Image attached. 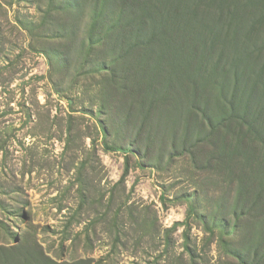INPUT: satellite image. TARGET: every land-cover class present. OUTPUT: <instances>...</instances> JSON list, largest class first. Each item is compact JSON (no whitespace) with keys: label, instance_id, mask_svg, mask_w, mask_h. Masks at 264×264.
Masks as SVG:
<instances>
[{"label":"rangeland","instance_id":"374dc122","mask_svg":"<svg viewBox=\"0 0 264 264\" xmlns=\"http://www.w3.org/2000/svg\"><path fill=\"white\" fill-rule=\"evenodd\" d=\"M0 264H264V0H0Z\"/></svg>","mask_w":264,"mask_h":264},{"label":"trees","instance_id":"16d2710c","mask_svg":"<svg viewBox=\"0 0 264 264\" xmlns=\"http://www.w3.org/2000/svg\"><path fill=\"white\" fill-rule=\"evenodd\" d=\"M249 40H250V38H249Z\"/></svg>","mask_w":264,"mask_h":264}]
</instances>
